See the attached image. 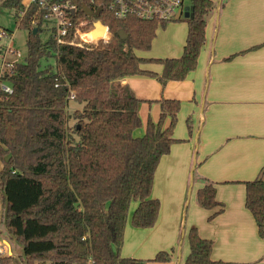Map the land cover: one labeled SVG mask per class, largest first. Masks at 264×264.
Listing matches in <instances>:
<instances>
[{
    "label": "trees",
    "instance_id": "obj_1",
    "mask_svg": "<svg viewBox=\"0 0 264 264\" xmlns=\"http://www.w3.org/2000/svg\"><path fill=\"white\" fill-rule=\"evenodd\" d=\"M55 1L77 6L74 24L102 20L110 38L80 46L72 27L67 42L59 44L45 8L32 3L19 17L23 0H0L3 7L16 11L17 23L28 30L25 60L3 79L12 92L0 89V232L23 251L0 256V264L16 258L23 264H147L148 260L122 255L126 226L133 202L138 203L133 226L153 227L158 220L161 203L152 197L154 179L162 157L178 141L173 133L181 101L158 100L159 121L149 117L145 134L135 136L142 126L141 100L119 80L133 75L156 76L163 85L185 80L198 66L217 3L190 0L193 10L185 18L188 35L180 57L146 58L138 51H149L157 29L166 23L135 16L118 19L109 9L112 0ZM85 5L102 7L100 15H86ZM101 30L99 26L92 37ZM121 30L128 37H121ZM148 62L162 64L163 72L143 69ZM72 94L84 107L74 111L71 125L67 106ZM244 183L246 207L264 236V168ZM197 200L207 209L219 207L210 218L224 210L209 179L198 190ZM189 242L191 251L183 264L224 263L212 259L214 242L196 227L189 230ZM171 256L162 250L152 260L170 261Z\"/></svg>",
    "mask_w": 264,
    "mask_h": 264
},
{
    "label": "crops",
    "instance_id": "obj_2",
    "mask_svg": "<svg viewBox=\"0 0 264 264\" xmlns=\"http://www.w3.org/2000/svg\"><path fill=\"white\" fill-rule=\"evenodd\" d=\"M214 1L217 9L208 19L198 66L185 80H169L164 85L158 77L148 75L119 80L141 100L142 126L135 136L145 134L149 117L159 121L158 100L181 101L180 129L173 133L178 141L162 157L154 179L152 197L161 203L158 220L153 227L133 226L131 217L138 204L133 202L126 226L122 255L148 260L147 264H183L191 251L188 231L193 227L203 238L213 240L214 261L264 264V237L246 207L244 183L258 177L264 168V0ZM174 28L170 37L169 31L163 32L162 52L150 53L158 44L156 35L152 48L138 51V55L180 57L188 23H175ZM142 68L163 72L160 63H144ZM184 122L188 128L191 125L189 134L181 130ZM207 179L215 184L216 198L224 205L213 218L219 207L207 209L197 200ZM4 242L12 251L14 244L19 246ZM162 250L170 251L172 259L153 261ZM22 251V247L15 249L17 255Z\"/></svg>",
    "mask_w": 264,
    "mask_h": 264
},
{
    "label": "built area",
    "instance_id": "obj_3",
    "mask_svg": "<svg viewBox=\"0 0 264 264\" xmlns=\"http://www.w3.org/2000/svg\"><path fill=\"white\" fill-rule=\"evenodd\" d=\"M22 3L23 8L19 12V17L24 16L32 3H38L47 10V19L50 21L49 26L59 44L67 42L66 37L72 27H74V38L80 39V42L77 43L80 46L98 44L100 41H107L110 38L109 26L102 20V23L106 26V32L98 39L92 37L93 32L98 30L96 24L98 20L83 19L74 24L73 18L77 15V6L71 1L59 3L55 0H23ZM186 7H189L190 11L193 10L190 0H112L109 5V9L118 19L135 16L139 19L166 24L182 19ZM90 8L94 11L97 10L96 7ZM73 10L74 14L72 13ZM179 11H182V15L180 19H177ZM87 34L90 35V38H85ZM13 36V31L10 32L5 28H0V39H8V43L0 49V89L6 92H12V87L3 79L6 75L13 73L16 63L21 62L20 58L23 57V53L13 47ZM70 43L75 44L74 41ZM72 97L74 98L73 94ZM13 254L14 251L5 244L0 232V256Z\"/></svg>",
    "mask_w": 264,
    "mask_h": 264
},
{
    "label": "rangeland",
    "instance_id": "obj_4",
    "mask_svg": "<svg viewBox=\"0 0 264 264\" xmlns=\"http://www.w3.org/2000/svg\"><path fill=\"white\" fill-rule=\"evenodd\" d=\"M18 21H19V18L17 17L16 11L14 9L5 8V7H3L0 4V27L1 28H6V29L8 28V29L13 31V33H14V36H13V47L23 53V57H21L20 60L24 61L25 57L27 56L28 30H26L24 28H21L19 26V24L17 23ZM181 22H186L187 23V21L185 20V17H183L181 20H176V21L169 22L165 26L160 25L159 28L157 29V37L155 39L156 41H158L157 42L158 44L155 46L154 49L152 48L150 53H152V52L153 53L162 52L164 44H165V39L162 40L163 39L162 36L164 35L163 32L164 31H169L168 32V37H170L174 33V29H175L174 28V24L175 23H181ZM48 35H49V32L47 30L42 32V37L45 40L49 38ZM97 38H99V37H97ZM97 38H95V39H97ZM7 43H8V39L7 38L0 39V49H1V47L6 45ZM46 62H47L46 60H43V65ZM49 62L54 64L55 60L54 59H50ZM83 107H84L83 103H79L73 97L70 98L68 106H67V110H68V114L70 116L71 125L75 122L74 117H73L74 111L77 110V109L82 110ZM178 122H177V125H176V131L177 132H178V129H180V124ZM182 129H183V132L186 131L189 134V128H188L186 122H184L183 127L181 128V130ZM181 130H180V132H181ZM0 164H3V161L1 159V157H0ZM194 167H196L195 163H194ZM193 178H194V168H193V173H192V176H191V180L192 181H193ZM188 206L189 205L187 203V205L185 207V212L187 211ZM186 215H187V212H186ZM188 233H189V231H188ZM17 247H20V249H21L20 245L19 246H15V244H14V246H13L14 253H15L14 255H17V253L15 252V249H17ZM10 264H23V263L21 262V260L19 258H16V259H13Z\"/></svg>",
    "mask_w": 264,
    "mask_h": 264
},
{
    "label": "water",
    "instance_id": "obj_5",
    "mask_svg": "<svg viewBox=\"0 0 264 264\" xmlns=\"http://www.w3.org/2000/svg\"><path fill=\"white\" fill-rule=\"evenodd\" d=\"M101 10H102V7H99L97 10L94 11V10H92V9L90 8V6H88V5H85V6H84V12H85L86 15H88V16H99L100 13H101ZM72 13L74 14V10L72 11ZM181 15H182V11H179V13L177 14V19H180ZM191 15H192V11L189 10V7H186V11L184 12V17L188 18V17H190ZM96 24H97V25L100 24V25H102L103 27L106 28V26L102 23L101 20H98V21L96 22ZM37 32H38V28L36 27V28L34 29V33H37ZM94 33H95V32H93V34H94ZM120 35H121V37H123V38L128 37V34H127L124 30H121V31H120Z\"/></svg>",
    "mask_w": 264,
    "mask_h": 264
},
{
    "label": "bare ground",
    "instance_id": "obj_6",
    "mask_svg": "<svg viewBox=\"0 0 264 264\" xmlns=\"http://www.w3.org/2000/svg\"><path fill=\"white\" fill-rule=\"evenodd\" d=\"M99 26L100 27H102V30H101V33L97 36V37H101V36H103L104 35V33L106 32V28L105 27H103L102 25H100V24H98V30H99ZM96 37V38H97ZM98 39V38H97Z\"/></svg>",
    "mask_w": 264,
    "mask_h": 264
}]
</instances>
